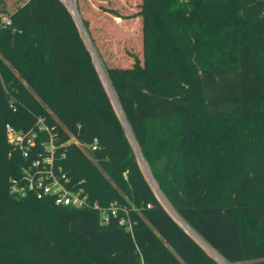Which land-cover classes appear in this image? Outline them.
Returning <instances> with one entry per match:
<instances>
[{
  "label": "trees",
  "instance_id": "trees-1",
  "mask_svg": "<svg viewBox=\"0 0 264 264\" xmlns=\"http://www.w3.org/2000/svg\"><path fill=\"white\" fill-rule=\"evenodd\" d=\"M138 8L141 58L123 67L107 64L75 6L103 80L61 0L0 6V264H218L207 251L264 264V0ZM39 118L68 186L125 207L131 231L122 211L104 224L99 210L11 193L49 135L24 157L5 126L36 130Z\"/></svg>",
  "mask_w": 264,
  "mask_h": 264
},
{
  "label": "built area",
  "instance_id": "built-area-1",
  "mask_svg": "<svg viewBox=\"0 0 264 264\" xmlns=\"http://www.w3.org/2000/svg\"><path fill=\"white\" fill-rule=\"evenodd\" d=\"M8 19L4 20L5 25H9ZM38 132L48 133L47 142L40 143L42 151H38L36 157L24 167L20 177H15L10 181V191L19 196H27L33 194L36 198L52 197L53 202L60 206H73L75 208L84 209L91 208L100 211L101 223L109 222L108 216L116 217L119 211L124 212V216L119 217V224L131 231L132 220L128 216L125 207L116 202L110 203L106 208H99L97 203H91L87 199V195L83 193L81 188L74 190L68 186L70 178L64 173L63 168L54 161V146L52 142V133L42 119L36 121V130L28 131L17 130L13 126H5V134L7 142L12 148L22 152L24 157H29L30 153L36 148V138ZM80 149L87 152L86 147L76 143ZM95 150V146H91Z\"/></svg>",
  "mask_w": 264,
  "mask_h": 264
},
{
  "label": "rangeland",
  "instance_id": "rangeland-1",
  "mask_svg": "<svg viewBox=\"0 0 264 264\" xmlns=\"http://www.w3.org/2000/svg\"><path fill=\"white\" fill-rule=\"evenodd\" d=\"M66 8L72 14L77 27H79L81 35L85 41V44L88 46L92 57L93 62L97 71L103 79L104 69L98 61L94 48L90 44L89 38L81 26L80 17H78L77 10H75L76 4L80 1L81 9L84 10V15L87 18L88 26L92 29L94 34L95 41L98 42L101 53L105 61L109 66H129L132 64V54L136 55L139 59L141 58V43H140V26L137 18L135 17L136 12L139 10L138 6L140 0H98L101 3L97 4L96 0H61ZM26 0H2L0 6L5 9V11L10 12L19 5L25 3ZM2 4V5H1ZM73 10H72V8ZM116 11L121 18H114L112 12ZM83 15V16H84ZM6 17H0V22L4 24ZM0 23V26H2ZM5 25V24H4ZM97 50V48L95 47ZM100 59V58H99ZM101 61V59H100ZM103 62V61H102ZM104 63V62H103ZM18 76V74L16 73ZM104 80V79H103ZM32 93L33 91L30 90ZM116 114L117 111H116ZM127 137L129 138L128 132ZM130 140V138H129ZM131 142V141H130ZM132 145V142H131ZM134 146L132 145V148ZM135 149V148H134ZM137 155V153H136ZM138 163L141 166V169L144 173V176L147 182L152 188L153 194L158 200L162 203L164 209L168 214L173 217L172 211L165 206L164 202L161 200V196L155 190L154 186L150 182V175L148 174L147 167L143 166L138 159ZM113 184V182H112ZM114 185V184H113ZM176 219L175 217H173ZM177 220V219H176ZM178 221V220H177ZM206 250V249H205ZM207 251V250H206ZM209 252L218 264H221L216 257Z\"/></svg>",
  "mask_w": 264,
  "mask_h": 264
},
{
  "label": "water",
  "instance_id": "water-1",
  "mask_svg": "<svg viewBox=\"0 0 264 264\" xmlns=\"http://www.w3.org/2000/svg\"><path fill=\"white\" fill-rule=\"evenodd\" d=\"M120 116V115H119ZM121 118V117H120ZM124 119V118H123ZM122 120V119H121ZM122 122H123V120H122ZM125 125V124H124ZM181 226V225H180ZM184 230V229H183ZM185 231V230H184ZM186 232V231H185ZM187 233V232H186ZM188 234V233H187ZM190 235V234H189ZM194 238V237H193Z\"/></svg>",
  "mask_w": 264,
  "mask_h": 264
},
{
  "label": "bare ground",
  "instance_id": "bare-ground-1",
  "mask_svg": "<svg viewBox=\"0 0 264 264\" xmlns=\"http://www.w3.org/2000/svg\"><path fill=\"white\" fill-rule=\"evenodd\" d=\"M72 8V7H71ZM72 10H73V8H72ZM74 11V10H73ZM177 221V220H176ZM178 223H180L179 221H178ZM180 225H182L181 223H180ZM192 236V235H191ZM195 240H197V239H195Z\"/></svg>",
  "mask_w": 264,
  "mask_h": 264
}]
</instances>
